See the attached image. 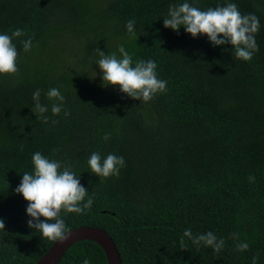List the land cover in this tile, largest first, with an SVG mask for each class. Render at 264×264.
Here are the masks:
<instances>
[{
	"label": "trees",
	"instance_id": "16d2710c",
	"mask_svg": "<svg viewBox=\"0 0 264 264\" xmlns=\"http://www.w3.org/2000/svg\"><path fill=\"white\" fill-rule=\"evenodd\" d=\"M184 2L201 10L235 3L255 14L259 51L243 61L231 44L165 28L169 6ZM16 29L25 33L13 39L19 70L0 74V264H35L55 242L28 227L29 202L15 191L36 152L70 166L94 194L85 214L61 212L66 227L106 229L122 264H264V0H0V34ZM121 44L133 66L156 62L166 92L143 103L104 86L97 49L120 58ZM51 88L65 97L58 116ZM37 89L47 123L35 112ZM93 152L123 156L119 177L92 173ZM186 229L211 231L225 245L216 253L194 244ZM239 243L249 248L238 251ZM85 259L108 264L92 240L73 244L59 264Z\"/></svg>",
	"mask_w": 264,
	"mask_h": 264
},
{
	"label": "clouds",
	"instance_id": "9594fccd",
	"mask_svg": "<svg viewBox=\"0 0 264 264\" xmlns=\"http://www.w3.org/2000/svg\"><path fill=\"white\" fill-rule=\"evenodd\" d=\"M163 24L165 28L177 32L183 27L193 38L204 34L213 46L231 44L235 58L243 61H251L254 53L259 51L255 36L260 29L259 18L255 14H241L235 3L207 10H201L188 2L170 5L167 16L163 18ZM134 26L135 20L127 21L126 29L132 37H135ZM24 35L22 29H16L11 35L0 34V74L18 72V51L13 39ZM21 43L25 52L30 51L33 46L32 38ZM118 52L120 58L116 53L105 54L97 49L100 59L96 64L103 73L104 86L118 85L121 92L133 99L142 100L143 103L151 101L156 94L167 91V81L158 79L157 64L154 60H137L133 66V56L123 44L118 46ZM40 96L41 91L37 89L33 93L35 112L40 114L38 118H43L47 123L48 117L43 114L48 112V108L41 104ZM47 97L49 100L58 101L51 106L52 114L58 116L63 110L65 97L59 88L49 89ZM64 115L67 117L70 113L65 111ZM108 139L109 135L105 134L104 140ZM32 163L34 171L25 172L20 185L15 189L16 193L22 194L29 202L26 212L32 219L28 220V227L36 229L44 238L63 243L69 239L71 232L66 227L65 220L60 218L61 212L85 214L93 205L94 194L88 195L79 176L70 166H63L54 159L49 160L40 152L33 154ZM88 165L91 172L99 177H119L121 168L125 166V160L123 156L115 154H108L106 158H102L99 152H93L88 158ZM249 181L255 182V177L249 176ZM41 217L45 219L41 220ZM4 228L5 223L0 219V229L4 230ZM183 236L189 237L194 244L203 243L216 253L225 245L224 239H218L211 231L193 236L191 229H186ZM232 238L238 240L239 234L233 233ZM180 243L184 248L183 237ZM236 247L238 251L243 252L249 248V245L239 243ZM83 264H90V261L85 259ZM253 264H256V257H253Z\"/></svg>",
	"mask_w": 264,
	"mask_h": 264
},
{
	"label": "water",
	"instance_id": "95a60500",
	"mask_svg": "<svg viewBox=\"0 0 264 264\" xmlns=\"http://www.w3.org/2000/svg\"><path fill=\"white\" fill-rule=\"evenodd\" d=\"M70 237L61 243L55 241L53 245L35 264H59L69 248L82 240H92L99 243L105 250L108 264H122L121 253L111 234L98 226L83 225L70 229Z\"/></svg>",
	"mask_w": 264,
	"mask_h": 264
}]
</instances>
